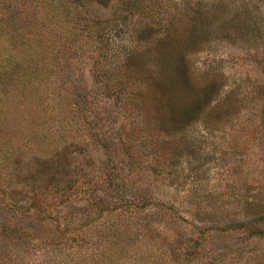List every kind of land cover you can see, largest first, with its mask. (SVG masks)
I'll return each mask as SVG.
<instances>
[{"label":"rangeland","instance_id":"1","mask_svg":"<svg viewBox=\"0 0 264 264\" xmlns=\"http://www.w3.org/2000/svg\"><path fill=\"white\" fill-rule=\"evenodd\" d=\"M0 264H264V0H0Z\"/></svg>","mask_w":264,"mask_h":264},{"label":"trees","instance_id":"2","mask_svg":"<svg viewBox=\"0 0 264 264\" xmlns=\"http://www.w3.org/2000/svg\"><path fill=\"white\" fill-rule=\"evenodd\" d=\"M82 1L85 3V1L87 2V3H90V0H80V2L82 3ZM92 1V0H91ZM110 1L111 0H95V3H96V5L97 6H99V7H101V8H105V7H107L109 4H110ZM125 7H127V6H125ZM169 62V60H167V63ZM164 66H165V64H164ZM163 75V74H162ZM162 75H158V76H160V77H163Z\"/></svg>","mask_w":264,"mask_h":264}]
</instances>
